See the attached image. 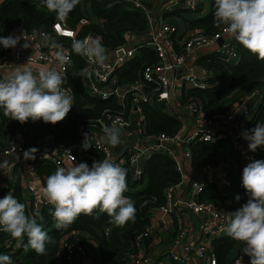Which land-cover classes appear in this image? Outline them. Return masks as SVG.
<instances>
[{"label":"trees","instance_id":"obj_1","mask_svg":"<svg viewBox=\"0 0 264 264\" xmlns=\"http://www.w3.org/2000/svg\"><path fill=\"white\" fill-rule=\"evenodd\" d=\"M209 9L206 15H200L204 11V0H201L198 8L191 11L198 15L195 18H184L188 34L203 33L214 35L221 27L214 26L215 0H209ZM185 10L176 9L172 14L182 16ZM101 19V22H93L91 18ZM88 19L86 23L82 19ZM56 14L49 12L43 5L42 0H4L0 5V37L13 35L17 25L22 24L24 29L48 31L53 40L58 36L52 30L56 22ZM67 26L74 28L76 39L82 40L88 33H95L102 38V44L106 50H112L126 41L129 30L143 33V40L148 29V17L144 10L134 8L129 3L118 0H80V4L70 13L65 21ZM179 27L177 20L172 21ZM174 38H176L174 36ZM65 40L71 49L72 61L68 72V86L72 90L73 106L66 118L56 124H45L42 120L33 122L31 119L25 124L10 120L4 116L0 109V143L1 139H7L6 143L0 144V149L7 146L11 134L20 130L23 134L26 152L38 147V140L47 132L56 135L58 141L72 147L81 163L92 166L91 160L83 148V140L79 135V124L86 118L97 119L103 116L107 108L116 109V100L99 99L88 92L84 76L78 74L85 68V60L81 55L72 50V40ZM236 41V40H235ZM176 49L179 51L181 45L175 40ZM235 48L239 53V59H231L230 56L212 51L201 55L197 64L205 67L210 76L207 79L206 88L186 87L180 103L185 105L191 100H197L204 113L220 118L231 108L235 95L247 84H253L258 91L256 99L257 111L245 130H250L258 122H264V61L251 54L239 42ZM12 49H4L0 45V64L11 53ZM157 61V54L149 46H143V51L123 66L121 81H133L138 76V71L143 64H152ZM240 98H238L239 100ZM160 109V110H159ZM146 122L149 133L166 131L175 133L181 128V122L173 115L163 112L164 109L154 104L144 106ZM248 146V144H247ZM192 153V166L199 168L207 164H223L227 170L230 186L227 190H220L215 184L206 185L199 194L201 202H215L220 205L228 215L236 211L247 202L248 196L242 186L243 169L245 164L242 152L236 148L235 143L229 135H221L211 141L194 140L189 144ZM250 158L264 161V147L258 148L256 152H249ZM39 177L45 182L52 175L57 166L47 157L39 156L34 164ZM182 174L177 170L175 160L166 152L159 151L152 154L143 162V174L141 178L135 179L127 170L128 191L125 196L134 202L136 213L135 219L118 227L108 223V217L104 213L95 219L91 216L81 215L76 222L67 230H58L52 212L53 206L43 205L39 211H34L19 190L13 196L26 206V214L35 216L37 223L49 233L55 240V244L47 245L45 255H39L30 247H25L27 237H24L22 247L12 249L5 243L0 248V254L12 258L13 264H68L63 249L66 239L78 236L87 245L93 259L92 264H124L141 249L145 255V240L139 245L137 237L151 225V214L153 209L165 205L166 191L169 186L180 183ZM241 199L237 202L236 197ZM177 234L173 235V240ZM172 240V241H173ZM245 245L230 238L227 234L215 237L210 244L211 250L217 258V264H234L236 259L244 253ZM22 256L18 260V257ZM172 264H179L172 261Z\"/></svg>","mask_w":264,"mask_h":264},{"label":"built area","instance_id":"obj_2","mask_svg":"<svg viewBox=\"0 0 264 264\" xmlns=\"http://www.w3.org/2000/svg\"><path fill=\"white\" fill-rule=\"evenodd\" d=\"M129 3L132 7L144 10L148 17V29L145 34L146 38L143 40V33H138L129 30L126 34L127 39L123 44L118 45L112 50H106L109 59L103 64L89 61L84 57L85 68L84 82L85 86L93 97L99 99H109L113 97L116 100L118 107L116 109L107 108L103 116L97 119L86 118L78 128L79 135L82 137L83 143L85 141V133L88 134L87 140L90 148L85 150L87 157L94 161L109 159L122 168L129 170L132 177L135 179L141 178L143 174V162L152 154L163 151L171 156L175 162L177 170L182 174L184 179L185 165L192 163V153L189 149V144L194 140L200 139L203 141H211L219 137L220 134L229 135L236 148H238L244 157V162L248 165L253 160L250 158V150L245 146H241L240 139L243 137L242 133L245 131L243 125L239 122L234 125L233 121L239 116L241 111H247L250 99L257 96L258 91L255 87H251L248 94L240 97L237 100L239 104L237 109H230L222 117H213L204 113L197 100H191L185 105L180 103L181 100L177 98L176 89L178 85H184L183 89L187 87L206 88L208 86L207 79L210 72L203 66L196 63L198 72H178L179 67L186 65L188 57L198 53L200 50L207 47H214L212 51L222 53L230 56L231 59L238 60L239 53L235 48L234 38H230L224 33L223 27L219 32L210 36L203 33L188 34L179 45L181 49L178 51L175 47V40L177 37L178 27L173 23L162 22L155 23L151 9L149 8V1H158L160 3L167 2L166 7L179 6L185 11H193L198 8L201 0H118ZM100 22L102 21L99 19ZM89 20L84 18L81 22L86 23ZM59 25V27H54ZM52 30L56 33L58 38L52 39L51 34L44 30L24 29L23 25H17L13 34L21 36L24 34L33 47L27 49L22 45L25 43L21 39L20 45L16 49H12L9 56L2 61L0 66H12L15 63L21 62L25 57L24 52H28L26 60L30 63L37 64L48 62L55 59L54 64L50 65L49 70L55 69L60 72L64 78L63 88L68 89L67 95L72 96V90L68 86V72L72 61L71 49L65 40H76V31L74 28L67 26L66 22L56 21L52 26ZM71 33V35H68ZM136 35L140 38L138 42L130 43L131 35ZM96 37L95 33H88L84 36ZM174 36L176 38H174ZM49 38L50 41L45 42L44 39ZM83 38V39H84ZM55 41L61 44L65 50V54L70 56V62L60 65L56 60L55 49L50 47L51 42ZM143 46H149L155 50L158 61L152 64L141 65L138 76L133 81H121L120 69L132 60L137 53L143 51ZM211 51V52H212ZM32 59L30 60V58ZM5 80H0L3 82ZM188 88V87H187ZM154 104L162 109L171 111L175 118L181 122V128L175 133H168L166 131H158L155 133L148 132L144 106L146 104ZM182 106V107H181ZM232 107V106H231ZM181 108L192 112L195 116V130L190 135L183 134V117ZM240 108V109H239ZM119 118L120 125H118L121 132L122 143L118 147H112L107 143L105 138V127H111L113 121ZM229 124L235 127V133L231 131H224L225 126L229 128ZM124 134H131L132 137L125 139ZM25 145L23 134L20 130L11 134L8 138L7 146L0 149V158L4 156L24 155L20 159L21 163L28 164V182L27 188L31 194L38 200L41 198L37 178L39 177L34 164L39 156L49 158L57 167L68 168L69 163L79 164L78 156L71 146L65 144L63 141H58L56 135L52 132H47L38 140V147L34 153V159H25ZM74 157V159H73ZM214 164H207L197 168L202 172L208 170ZM2 164L0 162V169ZM183 183V180L175 185L169 186L166 191V204L157 209H162L163 212L168 213L173 209L177 213L183 212L182 209L188 207L195 213H203L210 217L209 226L213 229L221 228L228 225L227 212L215 202L201 203L192 200H174L175 190ZM206 184L200 181L193 183V193L199 195L205 188ZM230 186V180L227 177L224 183L219 187L220 190H227ZM6 185L0 184V198L5 197ZM47 206H52L48 202H44ZM33 210L39 211V204L33 205ZM2 230V229H0ZM153 226H149L137 237L138 244L141 245L144 238L152 235ZM185 230L179 229L176 238L172 242V247L169 251V257L172 261L179 264H217L216 255L209 250L210 245L203 242L196 244L184 242ZM24 242V239H23ZM23 242L18 241L8 235L4 243L12 249L22 247ZM65 259L68 264H92L93 259L90 252L87 250V245L78 236L71 239H66L64 242ZM141 249L136 256L124 264H149L151 258L145 255ZM20 258L18 257V260ZM240 259H236L234 264H240Z\"/></svg>","mask_w":264,"mask_h":264},{"label":"clouds","instance_id":"obj_3","mask_svg":"<svg viewBox=\"0 0 264 264\" xmlns=\"http://www.w3.org/2000/svg\"><path fill=\"white\" fill-rule=\"evenodd\" d=\"M42 3L49 12L56 14L57 21L65 22L80 0H42ZM213 22L216 27L223 26L228 37L264 61V0H215ZM21 39L25 41L23 48L33 47L24 34L0 37V45L4 49H16ZM101 41L99 36L76 39L72 50L103 65L109 57ZM50 47L55 49L60 65L70 62L61 44L53 41ZM85 71L74 76L82 77ZM63 84L62 74L55 69L33 74L31 70L20 71L18 67L10 78L0 82V109L4 116L21 124L31 119L56 125L66 118L73 106V97L67 95L68 89L63 88ZM118 125L120 120L116 118L111 127L104 129L106 141L112 147L122 143ZM87 136L85 133L84 150L90 148ZM242 136L251 152L264 147V122L256 123ZM35 152L36 149L26 152L25 159H34ZM242 186L248 199L229 213L227 235L245 245L243 251L250 258V264H264V161L253 160L243 169ZM127 191V170L109 159L94 161L91 167L86 163L67 169L58 167L47 178L44 188L46 200L54 208L52 216L58 230H67L81 215L98 219L100 213L107 215L109 224L124 226L135 219L136 213L134 202L125 196ZM240 199L236 197L237 202ZM0 229L21 242L26 236L24 246L39 255L46 254L47 245L55 244L36 217L27 215L26 206L11 194L0 198ZM0 264H13L12 258L0 254Z\"/></svg>","mask_w":264,"mask_h":264},{"label":"crops","instance_id":"obj_4","mask_svg":"<svg viewBox=\"0 0 264 264\" xmlns=\"http://www.w3.org/2000/svg\"><path fill=\"white\" fill-rule=\"evenodd\" d=\"M3 1L4 0H0V5ZM148 5L153 14L155 23H173L172 21L175 20L179 22L177 33V37L179 39L178 43H181L180 41L188 35L183 16L184 18H195V16L198 15L197 13L193 12L194 16L190 17L188 13H192L191 11H184L182 16L173 15L172 13L176 9H183L179 8V6L166 7L167 2L160 3L158 1H149ZM209 6V0H204V11L200 15H206L208 13ZM91 21L100 22L98 18L93 17L91 18ZM14 35L18 36V34ZM139 40L140 38L133 34L129 38L130 43H135ZM44 41L48 42L50 39L45 38ZM211 51L212 47H207L200 50L198 53L189 56L187 64L179 67L178 72L183 73L194 70V72L200 73L198 72V66L196 65L197 60L201 55L210 53ZM23 56L25 58L19 63H15L12 66H0V80H7L10 78L16 72L18 67L20 71L31 70L33 74H37L40 70H49L50 65H53L55 61V59H51L48 62L33 64L26 60L28 52L25 51ZM123 70L124 68L122 67L120 69V74L123 73ZM183 86L184 85L182 84L178 85L176 89L177 98H179V100L182 98ZM251 87H253V84L249 83L235 95V100H233V102L230 104L232 109L235 110L238 108V98L247 95ZM256 97L250 99L247 111L244 110L238 114L239 116L233 121L234 125H238L240 122L243 125V128L246 129L248 122L252 120L257 111V103L253 101V99H256ZM231 108L229 107V111ZM163 112L166 114H172L171 111H167L165 109ZM181 113L184 123L183 134L187 136L192 134L195 130V116L192 112L184 108H181ZM224 131H231L232 133H235V127L232 124H229V128L225 126ZM124 135V140H128V138L132 137L131 134ZM6 140L7 139H1V143H6ZM240 144L241 146H247L248 142L242 137L240 139ZM22 157H24V155H15L10 157L4 156L0 158V162L2 164L0 169V184L6 185L4 196H7L8 194L14 196L16 191L19 190L22 198L25 199L29 206L31 205L32 209V204L35 205V203L39 204V208H41L43 205H45L44 202H47L44 194V188L46 187V184L40 177L37 178L39 187L38 191L42 195L41 198H39L40 200L36 199L27 188V182L29 178L28 164L20 162ZM251 159L255 160L253 156H251ZM69 166H72V164L69 163ZM226 174L227 170L223 164H215L208 170L202 172L196 168H193L192 163H187L185 165L183 183L175 190L174 200L186 201L190 199H196V201L201 202L200 195L193 193V183L195 181H200L206 185L215 184L219 188L224 183ZM182 211L183 212L177 213V211L171 209L168 211V213H165L162 211V209H153L151 214V226H153L152 235L146 238L144 243L146 253L151 258L149 264H172V260L169 257V251L172 247L173 235L177 234L179 229L185 230L184 242L193 244L203 242L207 245H210L212 244V240L215 237H222L227 234V226L217 229L211 228V226H209L210 217L206 214L195 213L188 207H185L182 209ZM21 257L22 256L20 255L19 258L21 259ZM242 264H250V258L247 255L244 256Z\"/></svg>","mask_w":264,"mask_h":264},{"label":"water","instance_id":"obj_5","mask_svg":"<svg viewBox=\"0 0 264 264\" xmlns=\"http://www.w3.org/2000/svg\"><path fill=\"white\" fill-rule=\"evenodd\" d=\"M8 233H4L2 230H0V248L4 244V241L6 238H8Z\"/></svg>","mask_w":264,"mask_h":264},{"label":"rangeland","instance_id":"obj_6","mask_svg":"<svg viewBox=\"0 0 264 264\" xmlns=\"http://www.w3.org/2000/svg\"><path fill=\"white\" fill-rule=\"evenodd\" d=\"M188 15L190 16V17H193L194 16V13L192 12V13H188ZM133 31V30H132ZM139 33V32H138ZM126 39H127V36H126ZM234 42H235V44H236V42H238V41H235V39H234ZM212 48H214V47H212ZM157 61H158V56H157ZM157 61H155V62H153V63H156ZM187 87H189L188 85H187ZM244 256H245V254L243 253L242 255H241V259H240V264H242V260H243V258H244Z\"/></svg>","mask_w":264,"mask_h":264},{"label":"snow or ice","instance_id":"obj_7","mask_svg":"<svg viewBox=\"0 0 264 264\" xmlns=\"http://www.w3.org/2000/svg\"><path fill=\"white\" fill-rule=\"evenodd\" d=\"M68 35H71V33H68Z\"/></svg>","mask_w":264,"mask_h":264}]
</instances>
